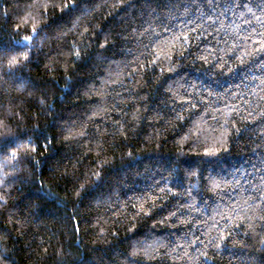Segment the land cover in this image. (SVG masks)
I'll list each match as a JSON object with an SVG mask.
<instances>
[{
  "label": "trees",
  "instance_id": "16d2710c",
  "mask_svg": "<svg viewBox=\"0 0 264 264\" xmlns=\"http://www.w3.org/2000/svg\"><path fill=\"white\" fill-rule=\"evenodd\" d=\"M0 264H264V0H0Z\"/></svg>",
  "mask_w": 264,
  "mask_h": 264
},
{
  "label": "snow or ice",
  "instance_id": "6c2138e0",
  "mask_svg": "<svg viewBox=\"0 0 264 264\" xmlns=\"http://www.w3.org/2000/svg\"><path fill=\"white\" fill-rule=\"evenodd\" d=\"M30 39V38H29Z\"/></svg>",
  "mask_w": 264,
  "mask_h": 264
}]
</instances>
